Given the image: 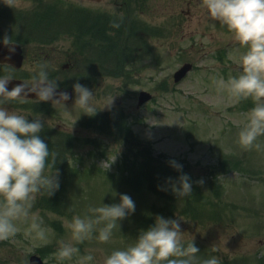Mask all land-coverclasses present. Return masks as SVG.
<instances>
[{"label": "rangeland", "instance_id": "1", "mask_svg": "<svg viewBox=\"0 0 264 264\" xmlns=\"http://www.w3.org/2000/svg\"><path fill=\"white\" fill-rule=\"evenodd\" d=\"M33 1L14 0L12 6L32 7ZM62 1L81 8L94 7L87 0ZM188 1H160V33L146 43V54L150 57L142 60L144 67L139 84L123 89L120 80L106 84L101 75L89 77L77 75L73 70L62 71L60 64L59 74L53 73L57 77L52 79L69 86L77 82V76L90 78L84 85L93 91L98 109L91 117L116 112L126 115L141 148L148 147L154 158L166 156L187 168L192 194L188 199L162 197L148 186V180L141 172L135 181H131L127 171H123L124 164L121 166L124 146L115 136L87 127L89 122L86 120L90 116L83 114L74 101L50 105L48 116L34 113L13 101L14 105L10 103L4 107L27 116L29 121L42 117L47 126L46 133L51 136L60 131L73 134L76 137L73 140L75 153L66 154L67 167L45 169L46 173L53 170L59 173V189L53 195L61 199L63 212L47 208L50 206L46 194L37 195L30 210L48 230L49 242L44 245L25 235L30 220L20 223V232L15 237L0 241V264H28L30 256L41 255L39 249L43 247L49 249L43 256L45 264H57L52 254L59 241L70 239L65 221H71L76 215L81 218L91 215L90 208L119 203L120 194L131 197L135 212L118 221L108 243L92 239L77 245L80 255L90 252L94 256L93 264H100L112 251L135 243L141 230L153 226L157 216L182 220L183 240L187 244L193 239L200 249L198 259L216 256L220 264H264V136L257 141L261 144L259 150H244L239 146L238 132L254 105L251 100L234 102L226 92L218 91L214 83L239 74L238 59L244 49L234 42L226 27L204 14L199 0H192V5ZM6 6L0 0L1 17H8L6 12L17 13L14 9L7 10ZM33 14L38 12L32 13L23 23L30 31L38 28V16L33 20ZM6 23L1 26H9ZM62 26L53 20L47 27ZM70 43L64 40L62 46L67 47ZM32 48L26 55L22 73L16 74L30 71L34 80ZM152 55H158L157 64V61L152 63ZM186 61L194 63L195 68L175 83L174 72ZM29 67L33 68L29 70ZM142 90L150 91L153 100L138 107ZM109 98L114 99L111 109H101ZM118 101L119 106L115 105ZM68 137L72 144V137ZM227 156H234L237 161L220 167L219 163ZM199 180L204 181L202 186L196 183ZM42 197L43 206L40 205ZM195 199L198 200L193 202ZM151 207H154L153 214ZM63 264H74V260Z\"/></svg>", "mask_w": 264, "mask_h": 264}, {"label": "clouds", "instance_id": "2", "mask_svg": "<svg viewBox=\"0 0 264 264\" xmlns=\"http://www.w3.org/2000/svg\"><path fill=\"white\" fill-rule=\"evenodd\" d=\"M3 2L11 7L14 0ZM199 6L208 18L226 27L234 42L244 49L238 59L239 74L214 83L218 91L226 92L236 103L252 101L254 106L246 114L237 143L244 150H259L261 144L257 141L264 136V0H199ZM122 19L121 16L120 21H112L110 26L119 28ZM0 45L7 49L4 61L10 60L17 44L4 36ZM33 71L36 75L31 87L18 83L9 89L11 76L0 77V241L15 237L20 232L18 224L30 220L25 235L46 245L48 230L30 210L37 195L50 197L59 189V173L45 172L46 167L54 169L58 153L50 152L48 144L39 135L45 124L42 117L29 121L27 116L9 111L4 105L13 101L23 104L32 94L38 102L64 104L72 99V93L58 91V83L49 80L46 65L37 64ZM72 92L75 94L74 105L83 114L96 115L98 109L91 89L77 81L72 85ZM113 104L114 99L109 98L101 109L110 110ZM169 164L182 172V165L175 161H169ZM166 183L171 185V191L178 199L193 192L192 182L186 174H181L175 181L169 177ZM196 183L202 186L204 181ZM119 201L90 208L91 215L84 218L76 215L71 221H65L70 239L59 241L52 254L57 264L73 260L74 264H93L94 256L90 252L80 255L77 245L92 239L100 243L111 240L118 221L135 212V202L130 196L120 194ZM181 221L180 218L157 216L153 226L141 230L135 243L112 251L100 264H220L216 256L198 259L200 249L193 239L187 244L183 240Z\"/></svg>", "mask_w": 264, "mask_h": 264}, {"label": "flooded vegetation", "instance_id": "3", "mask_svg": "<svg viewBox=\"0 0 264 264\" xmlns=\"http://www.w3.org/2000/svg\"><path fill=\"white\" fill-rule=\"evenodd\" d=\"M160 1L106 0L100 3L92 2L94 7L86 8L84 12H81L80 7L70 4V2L52 3L56 4L54 7L58 8L57 12L53 13L57 16V21L63 24L60 28L47 27L52 22L48 19V14L51 12L48 9L44 11V1H35L33 4L42 10L38 13L41 16L37 20L38 28L31 29V31L23 26V23L27 22L32 14L27 11L31 5L28 7L6 6L4 8L7 10L14 9L17 13L5 11L8 17L0 16V39L8 36L13 43H19L23 52V61L20 67H16L10 61H0V77L10 75L12 78H18L16 73H22L21 69L25 66L26 55L34 46L32 48V52H34L32 63L35 66L43 62L47 66L49 74L58 75L60 64L62 69H73L78 75L88 74L90 77L101 75L106 84L108 81L120 80L123 89L131 84L137 85L141 81L138 73L144 67L142 60L145 57H150L146 54V43L150 38L159 36ZM188 2L191 5L193 3L192 0ZM71 5L73 7H70ZM112 14L117 17L116 20L123 17L122 29L110 26L111 20H113ZM71 19L72 22H70ZM4 23L9 26L3 28L1 24ZM31 25L30 23V28ZM54 31L57 33L54 34ZM138 39L140 40L139 44L137 43ZM64 40H69L71 43L67 47H63ZM26 45L30 46L26 47ZM136 48L137 50L130 59L128 56L130 49L135 50ZM157 56L152 55L154 58L152 63L156 61V64L158 63ZM64 59L65 62L61 63ZM29 72L23 73L27 74L24 78L28 83L33 84L34 80L29 78L31 75ZM77 80L81 82L79 76ZM89 82L90 78L87 84ZM34 102L37 104L38 101ZM49 103V106L53 105L52 102ZM45 128L47 126H44L39 134L41 139L44 138Z\"/></svg>", "mask_w": 264, "mask_h": 264}, {"label": "trees", "instance_id": "4", "mask_svg": "<svg viewBox=\"0 0 264 264\" xmlns=\"http://www.w3.org/2000/svg\"><path fill=\"white\" fill-rule=\"evenodd\" d=\"M120 28L122 29L121 25ZM115 120L116 119L114 118H110L108 123ZM128 134L130 136V139L134 140L133 135L130 132ZM67 152L68 151L65 152V156L62 155L64 158L62 159L61 164L59 165V162L57 164L60 167L68 166V157L66 155ZM125 156V159H123V171H127V176H129V179L131 181H135L141 172L143 176L148 180V186L162 197H175V195L171 191V185L166 183L167 178L171 177L172 180L175 181L181 174L187 175V168L182 166V172H178L169 164V161H174L173 159L166 156H157L158 158H154L152 156L151 150L148 147L143 148V150H138L135 141L129 143L126 148ZM236 161V159H224L220 163V166H230ZM183 198L188 199V196ZM43 199L44 197L40 199L41 206L44 205ZM48 202L50 207L47 208H50L55 212H63L62 201L59 196L53 195L52 197H48Z\"/></svg>", "mask_w": 264, "mask_h": 264}, {"label": "water", "instance_id": "5", "mask_svg": "<svg viewBox=\"0 0 264 264\" xmlns=\"http://www.w3.org/2000/svg\"><path fill=\"white\" fill-rule=\"evenodd\" d=\"M96 1H101V0H96ZM16 54L12 55L11 58L13 59H10L9 61H12L14 62V64L18 67L21 65L22 63V59H23V56H22V50L20 48V46L17 44V47H16ZM5 54V55H4ZM7 49L4 48L2 45H0V60L4 59L3 58V55L4 57L7 55ZM192 68V64L191 63H186L184 64L180 69H178L175 73V81H179L181 80L187 73L189 70H191ZM12 81L9 83L8 87L9 89H11L12 86L18 84V83H23V84H26L28 85L29 87L33 86V85H29L27 84L25 81L21 80V79H14V78H11ZM58 91H65V92H69V93H72V99L74 97V93L72 92V89L71 88H58ZM31 98H35V95L32 94L30 96ZM151 98V94L147 91H143L141 93V97H140V104H142L143 102L147 101L148 99ZM72 99L66 101V102H70ZM30 264H42L40 258H36V257H32L31 259V262Z\"/></svg>", "mask_w": 264, "mask_h": 264}]
</instances>
